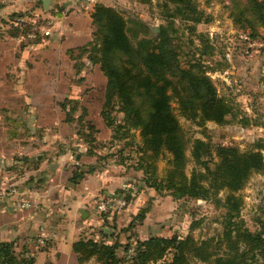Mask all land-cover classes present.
<instances>
[{
	"label": "rangeland",
	"instance_id": "1",
	"mask_svg": "<svg viewBox=\"0 0 264 264\" xmlns=\"http://www.w3.org/2000/svg\"><path fill=\"white\" fill-rule=\"evenodd\" d=\"M36 1L21 0L12 3L9 0H0V9L1 5L22 4L10 13L0 10V42L4 48H14L12 57L10 54L3 61L6 64L5 69L0 70V79L8 80V87L13 93L15 89H20L19 85L22 87L27 67L32 65L30 58L42 61L47 67L45 60L39 59L38 52L47 48L51 41L50 36L55 34L53 25L57 17L43 11L42 5L34 9L32 4ZM90 2L117 9L128 20L129 27H132L130 20L145 23L149 29L148 35L152 37L157 34L160 26H169L171 23L173 31L169 29V34L180 63L183 66L189 61L199 63L214 84L217 94L228 101L231 112L225 116L222 124L213 121L200 124L197 120L187 119L179 114L177 103L172 101L185 144L187 175L192 169L199 168L190 157L192 144L196 139L209 143L210 166L217 160L214 154L217 145L234 146L240 151L261 145L264 157V25L260 24V13L253 8L256 3L264 5V0H89L87 3ZM246 7H250L251 12L245 13ZM52 13H55L54 9ZM182 13L198 17L199 20L184 19ZM262 15L264 16V12ZM93 30L94 26L91 25L90 41L93 40ZM140 35L141 33L138 34ZM90 43L77 51L83 53L87 59L89 55H94V46ZM21 50H26V57L20 55ZM15 59L18 60L17 64H13ZM76 70L77 68L74 69ZM44 73L54 77V80L59 74L51 67L45 69ZM80 73L81 69L69 76L72 82L81 81ZM17 79L20 84L16 82ZM85 90L89 88L86 87ZM61 104H64V107ZM88 104L80 99L66 98L62 101L54 100L53 104L41 102L37 106L40 110L46 105L49 111L62 108L64 118L72 130L70 136L64 139L65 141L62 139L61 143L65 142L63 145L68 144L70 149H76L82 141L89 143L91 153L97 155L96 162L100 167L104 166L109 180L120 181L118 184L114 183L115 188L106 189L95 197V201L89 206L90 214L81 220L78 239H92L97 244H117L116 252L123 256L133 253L136 240H145L151 236L184 238L188 235L196 241L210 238L216 240L224 230L235 228L233 224L264 237V170L253 172L236 193L241 198L240 209L228 224L226 208L210 197H175L171 190L164 187L156 190L146 184L143 179L149 177L151 170L145 174L138 169L141 162L139 156L142 154L139 152V131L124 123V112L116 100H112L105 107V113L112 121V138L105 141L92 140L95 131L88 128L91 124L86 117L90 108ZM91 104L94 105L93 102ZM23 105L22 102L14 101L0 103V130L4 135L16 129L15 121L19 117L17 110ZM35 110L36 108H33V111ZM33 117L37 119L35 114ZM59 122L61 121L56 120L51 124H36L35 128L33 126L36 136H46L45 128L57 131ZM59 150H62L61 147L53 152ZM169 157L170 155L165 153L155 159L156 171L153 175L157 181L163 176ZM148 161L151 162V159ZM73 163L67 169H70L71 173L77 170V162L74 160ZM78 167L85 170V167ZM122 183L128 186L122 187ZM217 197L222 199L223 191H220ZM110 198H123L125 204L115 203L112 208L106 210L97 208L100 201ZM142 214L144 216L140 217ZM59 217L60 215L58 218L55 216V219ZM34 241L43 244L38 242V239ZM16 251L29 254L30 249L27 244H22ZM169 257L170 254H167L166 259ZM81 264H97V261L94 256ZM189 264L208 263L194 258L190 259Z\"/></svg>",
	"mask_w": 264,
	"mask_h": 264
},
{
	"label": "trees",
	"instance_id": "2",
	"mask_svg": "<svg viewBox=\"0 0 264 264\" xmlns=\"http://www.w3.org/2000/svg\"><path fill=\"white\" fill-rule=\"evenodd\" d=\"M18 1L21 0L12 3ZM36 3L42 5L41 0ZM253 8L260 13V24L264 25V5L256 3ZM249 12L251 8L246 7L245 13ZM182 15L184 19L199 20L186 13ZM90 16L94 26L93 40L90 41L94 46V55H89L88 59L99 64L106 77L101 113L107 125H112L105 107L116 100L124 112V123L139 131V152L142 154L138 169L145 174L151 170L149 177L143 180L156 190L160 187L171 190L175 197H210L226 208V218L230 224L241 205V198L236 193L253 172L264 170L261 145L247 151L217 145L214 149L217 160L210 166L209 143L196 139L190 157L199 168L192 169L187 175L185 144L172 101L177 103L181 116L197 120L200 124L206 121L224 123L225 116L231 112L228 101L217 94L214 84L199 63L189 61L185 66L180 63L169 34V29L173 31L171 23L160 26L152 37L148 35L149 29L145 23L130 20L132 27H129L128 20L113 7L94 4ZM61 105L64 107V104ZM88 128L96 131L92 124ZM165 153L170 155L168 166L157 181L153 175L156 171L154 161ZM76 169L69 178L71 183H76L85 172L78 165ZM86 170L90 172L93 168ZM220 191L224 193L222 199L217 197ZM233 225L236 227L224 230L216 240L196 241L191 235L184 238L151 236L136 240L133 253L128 255L125 246L126 254L123 256L117 254V244H97L92 239H78L73 243L72 250L79 264L94 256L97 264H149L159 261V264H189L190 259L194 258L208 264H264V237L252 234L240 225ZM25 251H16L12 240L1 241L0 264H31L30 254ZM167 254H170L168 259Z\"/></svg>",
	"mask_w": 264,
	"mask_h": 264
},
{
	"label": "crops",
	"instance_id": "3",
	"mask_svg": "<svg viewBox=\"0 0 264 264\" xmlns=\"http://www.w3.org/2000/svg\"><path fill=\"white\" fill-rule=\"evenodd\" d=\"M80 1L89 0H50L48 10L42 4L43 11L57 17L53 25L55 34L50 36L47 48L38 52L39 59L45 60L47 67L42 61L30 58L32 65L27 67L22 87L19 85L20 89H15L14 93L8 87V80L0 79V103L14 101L25 105L17 110L19 117L15 121L16 129L7 135L0 130V178L16 184L20 191L36 197L39 203L37 209H18L11 199L0 201V242L12 240L15 248L27 244L31 264H79L72 245L79 238L78 230L81 228V220H84L80 210L89 215V206L95 197L106 189L110 190L115 182H120L118 179L109 180L104 166L100 167L96 162L97 155L91 153L89 143L82 141L76 149H70L68 144L63 145L72 129L61 107L58 111H49L46 105L43 109L37 108L41 102L53 104L54 100L80 99L89 103L86 117L96 130L94 138L105 141L113 136L112 129L101 113L106 77L99 64L90 62L83 53L77 52L90 41V15L94 6L90 2L86 10L79 9L76 3ZM38 5L33 3L32 7L37 9ZM1 6V12L10 13L22 4ZM53 9L56 14L52 13ZM13 50L11 47L4 48L0 42V70L5 69L6 63L3 61L10 54L12 57ZM20 55L26 57V50H21ZM13 61V64L18 62L17 59ZM49 67L59 72L56 80L44 73ZM80 69L81 81L72 82L69 76ZM16 82L20 84L18 79ZM86 87L89 90H85ZM56 120L61 121L57 131L45 128L46 136H36V124H51ZM62 139L64 143H61ZM60 147L62 150L53 152ZM74 160L80 167H85V172L76 183H71L69 178L72 173L67 169L74 164ZM88 167L93 170L87 171ZM36 178L38 182L35 183ZM58 215L59 219H55ZM39 237L43 242L41 245L34 241Z\"/></svg>",
	"mask_w": 264,
	"mask_h": 264
},
{
	"label": "built area",
	"instance_id": "4",
	"mask_svg": "<svg viewBox=\"0 0 264 264\" xmlns=\"http://www.w3.org/2000/svg\"><path fill=\"white\" fill-rule=\"evenodd\" d=\"M9 1H14V0H9ZM87 2L80 1L76 3V6L79 9L86 10L88 8ZM127 186H128L127 184L122 183V187H127ZM9 199H11L13 202L16 203V207L18 209H29V208L37 209L39 206V203L36 197H31L30 195H28V193L24 191H20L16 184L6 182L0 178V201L9 200ZM115 203L117 205H124L125 200L123 198H119L118 200L110 198L105 201H100L97 204V208L100 210L110 209L113 207ZM38 241L42 242V239H38Z\"/></svg>",
	"mask_w": 264,
	"mask_h": 264
},
{
	"label": "water",
	"instance_id": "5",
	"mask_svg": "<svg viewBox=\"0 0 264 264\" xmlns=\"http://www.w3.org/2000/svg\"><path fill=\"white\" fill-rule=\"evenodd\" d=\"M41 2L43 4V7L47 10L49 8L50 0H41ZM80 213L82 218H85L88 215V213L83 210H80Z\"/></svg>",
	"mask_w": 264,
	"mask_h": 264
}]
</instances>
